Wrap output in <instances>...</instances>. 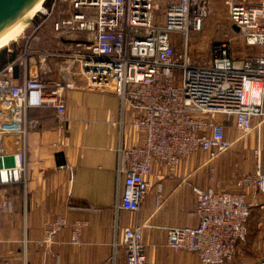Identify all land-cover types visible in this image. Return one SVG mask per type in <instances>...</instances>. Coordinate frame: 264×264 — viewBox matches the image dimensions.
<instances>
[{"label":"built area","instance_id":"2783aa9c","mask_svg":"<svg viewBox=\"0 0 264 264\" xmlns=\"http://www.w3.org/2000/svg\"><path fill=\"white\" fill-rule=\"evenodd\" d=\"M211 1L52 0L50 7L44 2L37 13L50 18L63 4L66 17L58 18L53 30L72 49L44 56L66 59L88 85L117 95L122 115L130 112V126L143 133L139 144H121L117 150V175L123 181L117 213H139L151 191V179L161 194L163 180L175 176L188 157L205 153L208 165L264 125V0H222L230 23L246 46L260 51L245 53L237 61L229 38L215 47L213 58L202 65L191 61L189 41L192 34L203 31ZM34 23L37 30L43 24ZM175 34L181 43L173 39ZM18 61L25 68L20 84L13 79L15 62L0 73V123L14 125L11 130L0 127L1 162L9 159L6 135L21 136L20 150L12 157L16 166L0 167V174H9L0 180V186L21 183L26 190L28 134L39 128L38 121L30 120L28 114L33 109L53 108L58 130L66 131L65 94L75 85L30 77L27 62ZM231 118L238 135L235 141L227 136ZM254 157L256 171L236 180V193L217 191L216 171L211 168L209 180L215 187L193 188L198 225L166 229L171 249L194 253L201 264L233 263L238 248L247 241L252 210L264 209L259 203L264 194L263 149L258 147ZM9 208V203H3V210ZM83 227L81 221L69 223L55 216L45 224L43 239L36 243L50 250L59 233L70 229L71 242L79 244ZM143 229L125 228L121 242L114 244V258L124 253L127 264H150Z\"/></svg>","mask_w":264,"mask_h":264},{"label":"crops","instance_id":"0c3cea01","mask_svg":"<svg viewBox=\"0 0 264 264\" xmlns=\"http://www.w3.org/2000/svg\"><path fill=\"white\" fill-rule=\"evenodd\" d=\"M63 44L67 46L65 51L72 47L65 41ZM32 56L26 67L28 76L49 83L72 82L75 88L65 94L69 118L66 131L58 130L53 108L33 109L28 114L30 120L38 121L39 128L27 139V189L21 183L0 186V264H127L124 253L114 258V244L121 242L125 228L134 226H144L150 264H201L196 254L171 249L166 229L198 225L193 188L215 187L209 180L211 168L216 171L217 191H239L236 180L256 171L253 153L258 147L264 150V130L235 143L208 165L205 153H199V158L188 157L175 176L163 180L161 194L157 182L150 180L151 191L139 213H117L115 207L123 189L117 175V150L121 144H139L143 133L130 126V112L122 115L117 95L88 85L78 68L69 67L66 59L45 57L37 51ZM19 59L15 64L19 65ZM19 67L20 78L15 84L25 76V68ZM227 136L235 141L238 135L233 128ZM20 144L19 134L6 135L4 145L9 159L3 163L7 167L16 166L12 157ZM65 165L71 169H60ZM3 203H9L10 208L3 210ZM259 203L264 205V194L259 196ZM55 216L69 223H84L79 244H73L72 231L64 229L50 250L37 245L43 239L45 224ZM263 261L264 209L255 208L247 241L238 248L234 264Z\"/></svg>","mask_w":264,"mask_h":264},{"label":"rangeland","instance_id":"374dc122","mask_svg":"<svg viewBox=\"0 0 264 264\" xmlns=\"http://www.w3.org/2000/svg\"><path fill=\"white\" fill-rule=\"evenodd\" d=\"M45 2H47V0ZM211 3L212 7L210 9L209 16L205 22L203 31L197 34H192L190 37L189 55L192 62L199 63L202 65L209 63L210 60L213 58L214 48L217 47L222 41H225L229 38L233 40L232 48L233 53L235 55V59L237 61H239L242 58V55L245 53L260 51L259 47L250 49L246 46L244 40L238 34V31L230 23L225 5L222 0H212ZM62 6L63 4L58 5V8L56 9L55 13L50 18L37 16L36 14L24 35L16 42L11 43V45L4 49L12 50L13 52L18 53V58H22V60L27 62L28 64L30 63V60L33 57V51H37L42 54L46 52L51 53L55 51H60L61 49L62 51H65L64 49L67 48V46L63 44V41L57 36V34L53 30V23L58 18L66 17V14L62 12ZM34 21H36L37 24L43 23L40 29L37 30ZM173 39L177 43H181L180 36L175 34L173 35ZM70 49L72 48L68 47V50ZM47 62L49 64L52 63V61L49 59H47ZM232 129L233 128L231 118V121L228 125L227 133L230 134L232 132ZM261 130H264V125L262 126ZM257 132L258 129L255 130L252 134H256ZM200 155L201 154L198 153L190 157H198ZM234 263L235 259L232 264Z\"/></svg>","mask_w":264,"mask_h":264},{"label":"water","instance_id":"95a60500","mask_svg":"<svg viewBox=\"0 0 264 264\" xmlns=\"http://www.w3.org/2000/svg\"><path fill=\"white\" fill-rule=\"evenodd\" d=\"M41 1L46 0H0V36L17 24ZM19 78L20 67L15 65L13 79Z\"/></svg>","mask_w":264,"mask_h":264},{"label":"bare ground","instance_id":"6f19581e","mask_svg":"<svg viewBox=\"0 0 264 264\" xmlns=\"http://www.w3.org/2000/svg\"><path fill=\"white\" fill-rule=\"evenodd\" d=\"M43 3L44 1H41L39 4H37L17 24H15L13 27H11L8 31H6L3 35L0 36V51L8 47L9 45H11V43L16 42L18 39H20L24 35L26 30L29 28V25L33 21L34 16L42 8ZM2 125L14 127V125L10 124L9 122L0 123V127ZM3 165L4 163L0 161V167H2ZM14 167H9V168H14ZM14 175L16 174H12V176ZM7 177H9V174H5V173L0 174V180H5L7 179Z\"/></svg>","mask_w":264,"mask_h":264},{"label":"trees","instance_id":"16d2710c","mask_svg":"<svg viewBox=\"0 0 264 264\" xmlns=\"http://www.w3.org/2000/svg\"><path fill=\"white\" fill-rule=\"evenodd\" d=\"M52 0H47L46 6L50 7ZM18 58V53L12 50H2L0 51V69H5L10 64H13ZM2 70V71H3ZM0 71V73L2 72ZM44 108V107H43Z\"/></svg>","mask_w":264,"mask_h":264}]
</instances>
